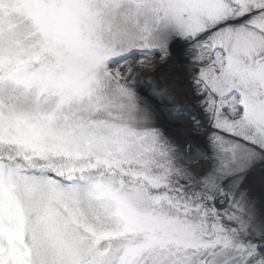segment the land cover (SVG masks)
Segmentation results:
<instances>
[{
	"label": "snow or ice",
	"instance_id": "snow-or-ice-1",
	"mask_svg": "<svg viewBox=\"0 0 264 264\" xmlns=\"http://www.w3.org/2000/svg\"><path fill=\"white\" fill-rule=\"evenodd\" d=\"M174 56L196 169L137 90ZM258 167L264 0H0V264H264Z\"/></svg>",
	"mask_w": 264,
	"mask_h": 264
},
{
	"label": "bare ground",
	"instance_id": "bare-ground-1",
	"mask_svg": "<svg viewBox=\"0 0 264 264\" xmlns=\"http://www.w3.org/2000/svg\"><path fill=\"white\" fill-rule=\"evenodd\" d=\"M136 83L138 92L156 105L166 120L183 131L185 152L190 159L189 162L192 165H197V161L204 162L205 148L196 143L197 135L194 134L196 130L183 114L184 110H189L188 117L191 120L193 115H200L181 60L175 56L167 62L157 60L150 70H140ZM188 145H191L190 149ZM253 171L263 180L264 187V169L258 167Z\"/></svg>",
	"mask_w": 264,
	"mask_h": 264
},
{
	"label": "rangeland",
	"instance_id": "rangeland-1",
	"mask_svg": "<svg viewBox=\"0 0 264 264\" xmlns=\"http://www.w3.org/2000/svg\"><path fill=\"white\" fill-rule=\"evenodd\" d=\"M142 96V95H141ZM146 102L153 108V110L156 112L159 123L162 127L165 128L166 133L168 135H170L172 138H174V140L183 147V151H184V157H185V163H187L190 167H192L193 169H196L197 165H192L189 162V157L187 156L186 152H185V137H184V133L183 131H181L179 129V127L177 125H174L172 122H170L169 120H166L162 114L160 113L159 109L156 108V105H153V103L151 101L148 100V98H145L144 96H142ZM199 112V110H198ZM200 113V112H199ZM184 116L186 118H188V123L192 124V120L188 117L190 112L189 110H184L183 112ZM197 144L202 145L203 148H205V139L203 136L201 135H197V139L195 140ZM206 153V152H205ZM204 160V158H203ZM203 163V162H202ZM262 181L261 179L258 178V175H256L254 173V171L252 173L249 174V183L252 184L253 186V193L254 195L258 196V197H264V187L262 186Z\"/></svg>",
	"mask_w": 264,
	"mask_h": 264
}]
</instances>
